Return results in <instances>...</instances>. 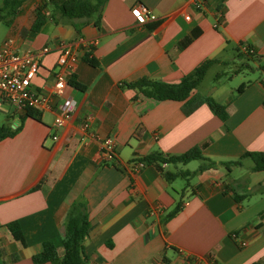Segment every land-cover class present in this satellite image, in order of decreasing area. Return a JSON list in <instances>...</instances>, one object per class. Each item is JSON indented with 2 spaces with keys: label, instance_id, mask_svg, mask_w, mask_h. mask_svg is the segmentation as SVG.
<instances>
[{
  "label": "crops",
  "instance_id": "0c3cea01",
  "mask_svg": "<svg viewBox=\"0 0 264 264\" xmlns=\"http://www.w3.org/2000/svg\"><path fill=\"white\" fill-rule=\"evenodd\" d=\"M42 1L25 0L8 23L0 21V49L7 41L39 51L58 40H97L91 51L97 65L79 46V62L66 70L80 85L65 94L76 111L63 128L55 124L56 112L28 117L0 95V115L10 121L3 125L22 127L0 142V264H34L48 240L61 258L67 214L77 201L87 204L90 221L88 264L263 262L264 171L243 157L264 152V76L233 82L262 71L240 69L241 58L234 63L244 46L264 57V0H108L98 23L71 21L48 7L45 26L34 34ZM140 4L157 19L140 24L132 12ZM210 59L218 62L184 101H157L129 86L143 78L179 83ZM57 60L55 51L43 58L33 89L51 93ZM208 98L226 106V121ZM95 135L114 139L115 159L102 157ZM196 147L205 160L161 164L191 174L187 179L168 181L156 165L139 172L130 167L152 153L177 156ZM210 162L217 166L200 170ZM13 221L26 247L8 230Z\"/></svg>",
  "mask_w": 264,
  "mask_h": 264
},
{
  "label": "trees",
  "instance_id": "16d2710c",
  "mask_svg": "<svg viewBox=\"0 0 264 264\" xmlns=\"http://www.w3.org/2000/svg\"><path fill=\"white\" fill-rule=\"evenodd\" d=\"M24 1L3 0L2 6L0 7V21L8 23L19 12ZM107 2L108 0H43L36 11V20L32 26L31 33H39L45 26L48 18L44 10L48 7L52 9L54 14L59 13L61 17L71 21L86 20L98 23ZM238 52L237 58L244 60L242 65H240V69L251 68V63H256L258 67L264 70V65L261 64V60H264V57L256 55L250 46H244L243 50H239ZM85 60L94 66L97 65L96 60L91 57V53L86 54ZM217 62V60L213 59L204 61L192 74L185 76L179 83H166L143 78L131 83L129 86L139 90L144 96L157 101H184L198 88L208 70ZM69 83L76 88L80 87L74 81L70 80ZM244 88L245 84L241 85L239 92H243ZM206 102L216 116L222 121L227 120L228 112L225 105L216 102L212 98L206 99ZM26 116L40 119L41 114L35 110H26ZM21 129V126L13 129L10 125H0V142L14 137ZM243 158L251 159L254 163L255 170L264 171V152H248ZM195 160H205L198 147L177 156H163L160 153H152L137 161L143 162L146 165H156L164 178L172 181L179 176L187 179L191 174L186 172L180 174L171 173L165 171L161 164H188ZM223 164L229 167V165L239 164V162ZM213 166H217V163L210 162L209 164H204L200 170ZM180 209L181 206H177L171 215L178 213ZM7 228L15 240L22 243L25 247L27 246L21 225L18 221L9 223ZM90 228L87 204L82 201L74 202L67 214L66 233L63 240V256L59 258L55 243L48 240L43 243L42 251L33 256V263L46 264L59 260L60 264H88L89 257L84 248V240L89 235ZM255 264H264V261Z\"/></svg>",
  "mask_w": 264,
  "mask_h": 264
},
{
  "label": "built area",
  "instance_id": "2783aa9c",
  "mask_svg": "<svg viewBox=\"0 0 264 264\" xmlns=\"http://www.w3.org/2000/svg\"><path fill=\"white\" fill-rule=\"evenodd\" d=\"M198 7L203 6L199 4ZM132 12L140 24L157 19L156 15L143 4L135 7ZM186 19L189 20L190 17ZM97 42V40H91L82 45L80 42L58 40L39 51H20L13 41L5 42L0 49V95L5 101L21 110H35L40 114L56 112V126L65 127L76 111V102L65 97L70 85L66 70L72 71L79 62V46L82 45L87 54L91 53ZM54 51L58 53V70L54 74L52 91L51 93L39 92L33 89V81L40 71L43 58ZM88 127L89 123H85L84 129ZM95 140L99 143L100 153L104 159H115L116 144L113 138L95 135ZM145 165L143 162L135 161L130 167L133 172H139ZM158 211L159 207H155L151 213L155 214ZM238 238V235H234V239ZM240 245L245 247L248 243L241 241Z\"/></svg>",
  "mask_w": 264,
  "mask_h": 264
},
{
  "label": "rangeland",
  "instance_id": "374dc122",
  "mask_svg": "<svg viewBox=\"0 0 264 264\" xmlns=\"http://www.w3.org/2000/svg\"><path fill=\"white\" fill-rule=\"evenodd\" d=\"M261 62H262L261 64L264 65V60H261ZM239 63H240V60L237 58L234 64L236 65V64H239ZM239 65H238V67H239ZM251 65H252V67L250 69L252 71L255 68H260L262 70V68L258 67V64H256V63H251ZM263 76H264V70H262V71L259 70V71H254V72H247L245 74H241L237 79H235V82H233V83L239 84V82H242V81L249 82L251 80L263 78ZM233 77H235V75H233ZM211 80H212V77H211V79L206 80L205 83H211L212 82ZM9 122L10 121L5 119V117L0 115V125L9 124ZM246 162L253 164V162L251 160H247Z\"/></svg>",
  "mask_w": 264,
  "mask_h": 264
}]
</instances>
